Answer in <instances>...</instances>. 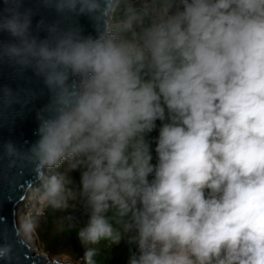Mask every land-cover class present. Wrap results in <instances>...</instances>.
Returning <instances> with one entry per match:
<instances>
[{"label":"clouds","instance_id":"obj_1","mask_svg":"<svg viewBox=\"0 0 264 264\" xmlns=\"http://www.w3.org/2000/svg\"><path fill=\"white\" fill-rule=\"evenodd\" d=\"M0 4V68L31 71L48 97L26 149L0 143V176L40 183L0 261L19 247L63 264L39 229L49 214L55 232L75 229L82 208L83 264L122 240L137 249L128 264H264V0ZM40 9L55 19L33 26ZM37 95L0 85V116Z\"/></svg>","mask_w":264,"mask_h":264},{"label":"water","instance_id":"obj_2","mask_svg":"<svg viewBox=\"0 0 264 264\" xmlns=\"http://www.w3.org/2000/svg\"><path fill=\"white\" fill-rule=\"evenodd\" d=\"M24 7L37 8L36 0H25ZM41 17L51 21L55 19V13L40 9L33 19V26ZM79 24L83 27L85 34H94L92 24L87 17H80ZM40 35L43 37L45 33L41 32ZM0 39L7 40L9 37L3 34ZM0 85L10 86L13 90L31 89L38 93L37 98L27 105L15 104L12 108L5 110L3 116H0V143L12 140L18 147L26 149L37 138L34 135L37 127L36 111L47 102V91L42 81L34 77L31 71L26 72L24 77L20 78L7 65L0 68ZM41 90L44 92L43 95H39ZM3 164L6 166L7 161ZM4 173V176H0V217L5 218L6 222L0 225V243H14L12 225L16 220L17 207L27 198L28 190L38 181L27 169H13L8 172L5 167ZM14 256H18L19 259L14 260L13 264H46L43 257L38 258L35 253L24 248L17 247L14 250ZM0 264H5V262L0 261ZM63 264L70 263L63 262Z\"/></svg>","mask_w":264,"mask_h":264},{"label":"trees","instance_id":"obj_3","mask_svg":"<svg viewBox=\"0 0 264 264\" xmlns=\"http://www.w3.org/2000/svg\"><path fill=\"white\" fill-rule=\"evenodd\" d=\"M167 122V121H165ZM162 122L157 120L156 121V128L147 135V139L150 141L151 143V149H152V156H153V160L152 163L156 164L157 163V158H156V153H155V147H156V139L158 138L159 135V128L161 126ZM75 183L77 185H79V181H80V173L77 172H73L72 175ZM84 214V210L82 208L78 209L76 212L73 213V215L76 216L77 218V222H81L82 219H80V217H82ZM55 216H60L62 215L61 213H57L54 214ZM49 229H53V215L51 214L49 216ZM83 224H77V228L75 229H71V230H67L63 233H57L55 232V235L51 236L50 238L47 239V247L51 249V246H65L68 245L69 243L75 241L78 239V236H73V234H71L72 231L76 230L78 231L79 227H82ZM103 249V248H102ZM111 253H105V254H100V256H98L96 259L98 260L99 264H128V260H129V256L132 252H135V245L133 246H126L122 241L119 245H113L110 248ZM124 253V255H126V261L122 259L121 257V253ZM116 253H119L118 257L116 255Z\"/></svg>","mask_w":264,"mask_h":264},{"label":"rangeland","instance_id":"obj_4","mask_svg":"<svg viewBox=\"0 0 264 264\" xmlns=\"http://www.w3.org/2000/svg\"><path fill=\"white\" fill-rule=\"evenodd\" d=\"M63 170V169H61ZM71 175H73V173H71ZM40 187V183L39 181L37 183H35V185L28 190V196L27 198L18 206V210L20 212V214L25 213L28 208L30 207V203H31V190L34 188H39ZM80 219H82L81 222H77V224H83L86 222L87 220V216L85 214H83L82 217H80ZM53 225V224H52ZM76 230L72 231L71 234H73V236L77 235ZM122 242L126 245V246H133V245H129L126 240H122ZM105 242H102L101 244V253L105 254V253H111L110 249L106 248L105 246ZM38 246L40 251L43 252H47L49 254V256H57L59 255V258L62 262H66V263H70V264H76V262H79V264H83V253H84V249L82 248V246L79 243V240H75L71 243H69L68 245L65 246H51V249L47 247V242H45V240L41 237V235L39 234V240H38ZM103 248V249H102ZM121 253V252H120ZM121 257L123 260L126 261V255H124V253H121ZM116 255L118 257L119 253H116Z\"/></svg>","mask_w":264,"mask_h":264},{"label":"crops","instance_id":"obj_5","mask_svg":"<svg viewBox=\"0 0 264 264\" xmlns=\"http://www.w3.org/2000/svg\"><path fill=\"white\" fill-rule=\"evenodd\" d=\"M57 215V213H55ZM51 214H49L50 216ZM49 218L47 222H42L41 227L39 229V234L41 237L47 242V239L50 238L51 236L55 235V231L53 229H49Z\"/></svg>","mask_w":264,"mask_h":264},{"label":"bare ground","instance_id":"obj_6","mask_svg":"<svg viewBox=\"0 0 264 264\" xmlns=\"http://www.w3.org/2000/svg\"><path fill=\"white\" fill-rule=\"evenodd\" d=\"M16 212H17V216H16V218H17L19 215H21L20 212H19V210H18V207H17ZM22 214H23V213H22Z\"/></svg>","mask_w":264,"mask_h":264},{"label":"built area","instance_id":"obj_7","mask_svg":"<svg viewBox=\"0 0 264 264\" xmlns=\"http://www.w3.org/2000/svg\"><path fill=\"white\" fill-rule=\"evenodd\" d=\"M135 250L137 251L136 246H135Z\"/></svg>","mask_w":264,"mask_h":264}]
</instances>
